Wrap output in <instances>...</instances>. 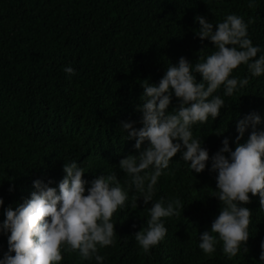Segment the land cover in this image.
Returning a JSON list of instances; mask_svg holds the SVG:
<instances>
[{"label": "trees", "instance_id": "16d2710c", "mask_svg": "<svg viewBox=\"0 0 264 264\" xmlns=\"http://www.w3.org/2000/svg\"><path fill=\"white\" fill-rule=\"evenodd\" d=\"M229 13L243 18L252 43L264 51V0H253L251 7L249 0H0V220L4 207L30 196L33 180L51 179L55 186L65 175L64 164L74 160L86 180L115 172L124 187L129 178L118 162L137 150L119 123L133 120L134 127L142 126L135 109L143 91L140 81L158 82L180 56L194 64L214 51L207 38L196 36L194 17L204 15L215 25ZM66 65L75 69L71 76L63 71ZM230 75L248 76L249 82L231 96L218 88L213 95L224 100L220 115L192 126L209 157L225 136L234 149L237 119L253 110L264 116V74L252 77L241 63ZM177 106L173 97L167 111ZM215 175L207 165L192 173L180 153L174 154L158 178L153 202L178 198L184 208L162 218L164 238L144 253L132 233L147 226L151 202L145 205L139 197L132 208L126 201L111 218L114 243L98 247L103 264H264L259 261L264 210L258 194L249 193L245 205L250 209L248 252L242 245L229 259L218 239L211 255L198 247L200 232L222 207L209 195ZM136 196L129 187V201ZM6 250L7 236L0 233V256ZM61 252L58 264H97L94 258L81 260L77 252Z\"/></svg>", "mask_w": 264, "mask_h": 264}, {"label": "clouds", "instance_id": "9594fccd", "mask_svg": "<svg viewBox=\"0 0 264 264\" xmlns=\"http://www.w3.org/2000/svg\"><path fill=\"white\" fill-rule=\"evenodd\" d=\"M252 3L249 0V7ZM194 20L199 24L196 36L207 38L215 50L194 64L180 56L166 67L156 83L140 81L143 91L135 109L141 113L142 126L134 127L133 120L119 123L127 139H134L133 148L137 150V155L130 153L118 162L119 169L129 178L125 186L115 172L86 180V171L75 160L64 164L65 175L55 186H50L51 179L33 180L34 190L29 197L15 207L3 209L0 233L7 236V250L0 256V264H58L63 259L61 250L77 252L81 260L94 258L97 264H103L98 247L114 243L113 213L123 209L126 201L135 208L139 197L145 205L151 202V206L147 226L132 235L148 253L167 232L162 218L177 215L184 208L178 198L165 201L160 197L153 202L158 178L177 152L188 162L192 173L201 172L207 165L216 174L215 190L209 195L216 197L222 207L210 227L200 232L198 247L211 255L218 239L229 259L240 252L242 245L245 252L249 251L246 242L250 209L245 206L251 200L249 193L258 194L259 207L264 210V127H258L264 124V116L253 110L237 119L234 149L225 136L211 157L201 138L193 136L192 126L220 115L224 100L213 95L218 88L222 86L224 96H231L248 84V76L230 75L238 65L245 64L252 77L264 74V51L252 43L247 35L248 25L240 16L229 13L215 25L200 14ZM63 71L71 76L75 69L66 65ZM193 73L199 74V81ZM173 97L178 106L168 112ZM246 130L248 135L240 142ZM129 187L139 193L130 201ZM3 205L0 197V206ZM259 261L264 262V239L260 241Z\"/></svg>", "mask_w": 264, "mask_h": 264}]
</instances>
